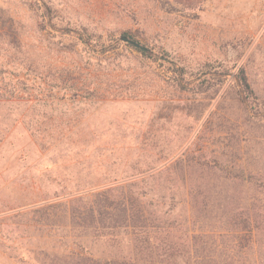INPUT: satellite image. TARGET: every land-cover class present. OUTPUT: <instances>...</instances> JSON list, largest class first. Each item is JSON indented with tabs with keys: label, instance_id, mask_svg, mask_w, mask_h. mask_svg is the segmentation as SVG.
I'll return each mask as SVG.
<instances>
[{
	"label": "rangeland",
	"instance_id": "obj_1",
	"mask_svg": "<svg viewBox=\"0 0 264 264\" xmlns=\"http://www.w3.org/2000/svg\"><path fill=\"white\" fill-rule=\"evenodd\" d=\"M199 1L43 0L39 26L0 0V264H79L63 212L183 154L237 160L264 201V0Z\"/></svg>",
	"mask_w": 264,
	"mask_h": 264
},
{
	"label": "trees",
	"instance_id": "obj_2",
	"mask_svg": "<svg viewBox=\"0 0 264 264\" xmlns=\"http://www.w3.org/2000/svg\"><path fill=\"white\" fill-rule=\"evenodd\" d=\"M173 1L188 8L201 2ZM41 4L38 24L47 26L51 8L36 0ZM237 82L246 103L253 92L243 71ZM210 160L183 154L163 171L136 172L126 184L95 191L86 203L68 207L62 216H70V226L77 224L85 242L79 264H264V201L247 200L241 187L254 173L237 160H223L224 166ZM92 243L101 248L96 256Z\"/></svg>",
	"mask_w": 264,
	"mask_h": 264
},
{
	"label": "water",
	"instance_id": "obj_3",
	"mask_svg": "<svg viewBox=\"0 0 264 264\" xmlns=\"http://www.w3.org/2000/svg\"><path fill=\"white\" fill-rule=\"evenodd\" d=\"M121 40L124 41V42H127L129 44H132V45H134L135 47H137V48H139L141 50H146L145 47H143L141 44H139L138 42H136V41H134V40H132V39L126 37V36H123L121 38Z\"/></svg>",
	"mask_w": 264,
	"mask_h": 264
}]
</instances>
